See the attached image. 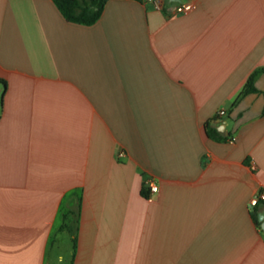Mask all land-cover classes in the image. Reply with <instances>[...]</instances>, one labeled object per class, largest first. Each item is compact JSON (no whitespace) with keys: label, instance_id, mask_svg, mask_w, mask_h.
I'll use <instances>...</instances> for the list:
<instances>
[{"label":"crops","instance_id":"obj_1","mask_svg":"<svg viewBox=\"0 0 264 264\" xmlns=\"http://www.w3.org/2000/svg\"><path fill=\"white\" fill-rule=\"evenodd\" d=\"M0 79V264H264V0H0Z\"/></svg>","mask_w":264,"mask_h":264},{"label":"trees","instance_id":"obj_2","mask_svg":"<svg viewBox=\"0 0 264 264\" xmlns=\"http://www.w3.org/2000/svg\"><path fill=\"white\" fill-rule=\"evenodd\" d=\"M63 17L72 23L83 25V26H93L101 18L106 4L109 0H52ZM258 72L253 74L246 85L245 94L258 92L254 86V80ZM0 82L3 80L0 79ZM207 134L209 137L221 139L216 128L212 124H207L206 127ZM225 139V138H222ZM144 195L146 193L144 192ZM252 217L255 223L260 226L258 221V212H253ZM69 227V231L73 238L74 243V252H76V242H77V233L76 230Z\"/></svg>","mask_w":264,"mask_h":264},{"label":"built area","instance_id":"obj_3","mask_svg":"<svg viewBox=\"0 0 264 264\" xmlns=\"http://www.w3.org/2000/svg\"><path fill=\"white\" fill-rule=\"evenodd\" d=\"M150 1L156 6V8H159L160 4L162 2V0H150ZM194 8H195L194 5L183 4V5L179 6L177 10H178V12L182 13V12H187V11L193 10ZM219 115L225 116L226 111L221 110L219 112ZM235 140H236L235 137L229 139V141L231 143H234ZM125 156H126V153L124 151L119 153V157H125ZM144 187H145V190H147L152 195L158 194L160 191L159 183H158L157 179L154 177L146 178L145 183H144ZM261 203L264 204V192H261L258 196L252 198V200L250 201V208H252V209L257 208Z\"/></svg>","mask_w":264,"mask_h":264},{"label":"rangeland","instance_id":"obj_4","mask_svg":"<svg viewBox=\"0 0 264 264\" xmlns=\"http://www.w3.org/2000/svg\"><path fill=\"white\" fill-rule=\"evenodd\" d=\"M64 238V244L62 246V253L66 256V264H71V252H72V242L70 239V236L68 234H65L63 236Z\"/></svg>","mask_w":264,"mask_h":264},{"label":"water","instance_id":"obj_5","mask_svg":"<svg viewBox=\"0 0 264 264\" xmlns=\"http://www.w3.org/2000/svg\"><path fill=\"white\" fill-rule=\"evenodd\" d=\"M222 127H224L223 129L225 130L226 125H222ZM223 129H221V126L219 127V131L223 132ZM258 221L261 224L263 230H264V210L259 212L258 214Z\"/></svg>","mask_w":264,"mask_h":264}]
</instances>
